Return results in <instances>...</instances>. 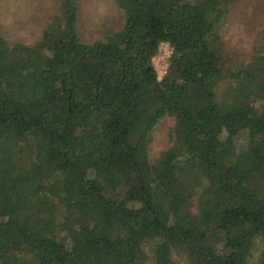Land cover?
Wrapping results in <instances>:
<instances>
[{
	"label": "trees",
	"instance_id": "obj_1",
	"mask_svg": "<svg viewBox=\"0 0 264 264\" xmlns=\"http://www.w3.org/2000/svg\"><path fill=\"white\" fill-rule=\"evenodd\" d=\"M233 1L115 0L123 28L86 43L59 0L36 42L0 34V264H264V50L224 71Z\"/></svg>",
	"mask_w": 264,
	"mask_h": 264
},
{
	"label": "rangeland",
	"instance_id": "obj_2",
	"mask_svg": "<svg viewBox=\"0 0 264 264\" xmlns=\"http://www.w3.org/2000/svg\"><path fill=\"white\" fill-rule=\"evenodd\" d=\"M76 32L78 37L92 43L107 38L125 24L124 12L115 0H77ZM59 0H0V34L8 43L32 44L42 30L58 14ZM218 57L224 71L232 72L247 64L254 55L264 50V0H234L218 28ZM171 48L159 46L153 64L159 77L165 72ZM229 78L219 83L220 96L231 86ZM176 117L169 115L160 120L151 132L149 158L154 162L161 151L174 145ZM262 246L254 250L258 257ZM174 264H185L182 256L174 253Z\"/></svg>",
	"mask_w": 264,
	"mask_h": 264
},
{
	"label": "built area",
	"instance_id": "obj_3",
	"mask_svg": "<svg viewBox=\"0 0 264 264\" xmlns=\"http://www.w3.org/2000/svg\"><path fill=\"white\" fill-rule=\"evenodd\" d=\"M162 43H164V42H162ZM162 43H161V44H162ZM166 67H167V66H166Z\"/></svg>",
	"mask_w": 264,
	"mask_h": 264
}]
</instances>
